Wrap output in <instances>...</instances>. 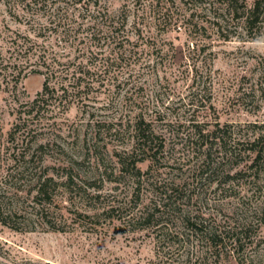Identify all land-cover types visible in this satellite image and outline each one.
Wrapping results in <instances>:
<instances>
[{
    "label": "rangeland",
    "instance_id": "374dc122",
    "mask_svg": "<svg viewBox=\"0 0 264 264\" xmlns=\"http://www.w3.org/2000/svg\"><path fill=\"white\" fill-rule=\"evenodd\" d=\"M26 1L0 0V264H184L198 245L179 220L167 222L173 242L165 222L138 215L158 197L154 183L193 177L185 209L251 221L245 258L216 264H264V172L230 183L194 171L197 129L219 123L241 140L264 129V17L248 31L220 0ZM38 53L65 72L31 112L45 78L34 69L46 70ZM138 124L163 143L142 173L129 157ZM45 177L50 201L34 197Z\"/></svg>",
    "mask_w": 264,
    "mask_h": 264
},
{
    "label": "trees",
    "instance_id": "16d2710c",
    "mask_svg": "<svg viewBox=\"0 0 264 264\" xmlns=\"http://www.w3.org/2000/svg\"><path fill=\"white\" fill-rule=\"evenodd\" d=\"M24 1V0H22ZM26 1V0H25ZM57 1L60 0H29L26 4L30 9L34 5L39 4L41 7H52ZM65 3H72L81 6L88 5L82 4L81 0H63ZM223 4L222 8L232 14L233 17H241L244 20L245 28L251 31L260 20L264 17V0H220ZM240 2H242L240 4ZM51 9V8H50ZM59 12L63 7H56ZM66 13V10L63 11ZM125 41H129L128 37H125ZM122 40V39H121ZM125 41H118L115 45H125ZM25 46V49L31 51L33 45ZM36 53L33 52L32 55ZM50 58V59H49ZM38 60H42V64L46 66V70L34 69L35 72L43 73L45 78L43 81L42 90L39 91L36 97L31 102V112L40 106V103L48 101L49 97L55 96L57 88L50 86V79L53 75L62 74L65 69L61 67L55 68L53 61L62 64L60 61H56V57H50L45 53H38ZM77 72H84L80 69L75 70L72 74ZM67 74V72H66ZM76 77L77 84H81L80 77ZM60 89L63 93L67 91V87L61 84ZM46 94L47 97L45 96ZM59 97V95H57ZM60 100L58 103H61ZM63 104V103H62ZM197 138L200 141L199 146L204 149V157L197 163L194 171H198L199 176H205V178H212L213 175H220L223 181L230 182L234 177L241 175L242 173L251 172L253 175L262 174L264 172V129L256 131L252 136L246 139L233 138V132L226 127H222L217 123L215 127L205 129L199 128L196 131ZM134 149L129 153V157L135 156L131 161L134 168L138 173H142L138 163L149 160L150 167L157 163L159 160L158 154L163 149L162 141L158 140L159 136L154 134L153 131L148 130L145 127H141L138 124L135 134ZM246 146L242 148V146ZM242 148V149H241ZM138 151V152H137ZM142 154L140 157H136L138 153ZM214 152H217L216 156ZM243 161L246 163V168L239 169L232 172L230 169L238 167ZM231 164V165H230ZM229 165V167H228ZM263 167V168H262ZM194 177L190 180L193 185ZM213 179V178H212ZM230 180V181H229ZM52 178L45 177L41 179L37 185L34 197H44L48 201L52 199V193L49 190V182ZM72 181L71 175L68 176V182ZM231 183V182H230ZM157 192V198L152 200V204L145 205L144 209L138 215L141 222L145 224H160L165 222L166 233L172 235V241L174 238H178L179 232L174 229H169L167 222L170 220H179L180 225L187 234V240H194L197 242V248L195 251L188 250V259L184 264H216L219 260L225 259L228 254L236 256L238 261L245 258L246 245H250L252 242L251 235V221L245 218L238 221H221L216 220L212 215L206 216L199 208L197 210L185 209L182 205L186 202L183 200V196H180L184 190L187 189V185H191L190 182L185 183H173L168 186L164 183H154ZM196 189V186H193ZM194 189L192 193L187 196L188 202L194 197ZM180 196V197H178ZM35 202L41 203L39 199H34ZM153 205V206H152ZM162 225H158V229L162 230ZM180 241V239H178ZM187 240H184L185 242ZM176 242V241H175ZM190 256V257H189ZM242 262V261H241Z\"/></svg>",
    "mask_w": 264,
    "mask_h": 264
}]
</instances>
